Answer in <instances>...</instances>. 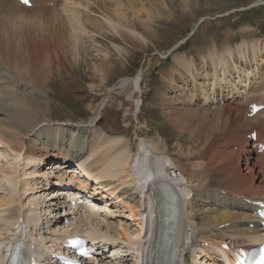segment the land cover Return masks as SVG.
<instances>
[{
	"label": "bare ground",
	"instance_id": "1",
	"mask_svg": "<svg viewBox=\"0 0 264 264\" xmlns=\"http://www.w3.org/2000/svg\"><path fill=\"white\" fill-rule=\"evenodd\" d=\"M60 1L32 0V7L28 9L16 0H0V144L7 145L16 156L23 155L25 159L40 160L51 154L48 157L50 161L71 159V162H80L73 173L86 177L95 189L84 195V190L91 184L69 174L70 180H76V183L69 181L64 185L75 186L74 192L67 195L53 186L48 192L50 198L39 201L40 197H37L40 194L35 196L33 187L19 181L21 175L18 171L5 170L1 178L8 185L10 196H0V256L3 245L15 237L24 236L35 251L39 247L37 256L42 258L58 249L69 233H80L97 244L98 253L93 264H142L141 251L146 252L145 264H152L159 227L155 208L164 204V197L169 193V183L157 178L156 172H164L181 190V199L177 203L178 224L172 242L166 255L157 259L156 264H167L176 254L190 264H200L199 255L205 259L211 255L217 257L215 262L224 260L230 264L227 256L232 252L264 243V236L252 213L253 203H264V152L257 154L248 139L252 132L256 133V142L264 139V109L251 118L247 116L249 110L246 109L253 103L251 99L255 93L264 91L256 84L257 80H262L264 46L259 44L261 49L257 52V41L243 40L234 49L226 45L222 50L213 47L207 51L205 64L210 62L212 70L208 75L211 77L210 86L199 88L198 96L196 91L190 97L183 95L182 101L186 108L192 99L198 102L199 107L214 99L219 106H212L209 110L198 107L197 111L202 112L203 119L208 122L205 124L203 120L189 133L190 147L179 148L178 153H173L159 138H142L135 143V149L127 139H111L109 131L112 129L105 130L108 121L102 113L104 106H99L87 123H53L51 103L45 92L48 82L43 76H50L54 71L59 73L62 69L71 73L66 61L71 50L75 53L77 35L87 34L88 28L96 27V24L81 19L75 11L81 1L95 3V0ZM97 1L103 11L109 9L101 4L102 0ZM113 1L116 4L113 9L115 16L120 15L119 6L137 16L145 10V5L152 8L159 0ZM163 1L169 4L171 0ZM179 1L181 9L195 4V0ZM59 6L63 7L61 11ZM160 7L162 12L159 15L166 16V11L171 14L162 4ZM107 23L117 31V22L108 20ZM133 30L138 32L139 29L134 27L130 33ZM125 37L133 41L131 35H123ZM115 48L120 50L117 45ZM231 59L233 68L231 64L228 66ZM238 62H243L245 68L235 65ZM174 63L179 68H176L177 73L181 68L190 75L192 65L184 56L175 57ZM229 68L240 69L237 81L224 76ZM135 75L129 83L126 79L121 80L122 89L128 85L140 89L142 75L139 72ZM173 75L175 73L171 72L170 77ZM223 92L226 94L222 95ZM263 98L264 95L260 100ZM136 105L138 109L135 111H138L140 100ZM57 165L58 171L55 172L61 173L58 178L67 170L59 167L62 164ZM62 181L60 179L58 184ZM44 190L46 184L36 192L45 193ZM99 192L109 193L113 204L120 205L117 207L125 214L129 212L128 218L134 220L136 230L127 234L99 198H94L96 206L71 205V201L79 199L89 201ZM25 195L31 196L26 204L22 199ZM57 210L62 214L50 216ZM45 213L48 214L45 216ZM42 221L44 223H40ZM65 221V224L59 223ZM42 224H45L46 231L40 233L43 228L39 225ZM251 224L252 228L249 227ZM147 226L155 227L151 230V244L152 236L143 233ZM108 244L111 256L103 253ZM221 245H227L228 250H223Z\"/></svg>",
	"mask_w": 264,
	"mask_h": 264
},
{
	"label": "rangeland",
	"instance_id": "2",
	"mask_svg": "<svg viewBox=\"0 0 264 264\" xmlns=\"http://www.w3.org/2000/svg\"><path fill=\"white\" fill-rule=\"evenodd\" d=\"M59 3H61L60 0ZM165 3L159 0L152 5V8L145 5L147 9L145 8L137 16L125 10L124 6H119L120 15L115 16L113 9L116 8V4L113 0L101 1L103 6L111 9L106 12L99 8L100 3L97 0L95 3L94 1H81L75 7L81 19L96 24V27L88 28L87 34L77 35L75 53L71 50L66 61L71 73L62 69L59 73L54 71L50 76L48 74L43 76L48 82L45 92L51 103L50 116L53 123L56 125L87 123L93 117V113L104 106L102 113L108 121L105 130L112 129L109 131L112 140L122 137L135 147V143L142 138L145 140L159 138L160 142L166 143L169 151L173 153H178L179 148L190 147L189 133L204 121L206 124L208 120H204L203 113L197 111L199 106L194 99L186 108L182 101L183 95L190 97L193 91H196L195 95L198 96L201 92L199 88L207 89L210 86L211 77L208 75L212 74V70L209 67L210 62L205 64L206 53L210 48L217 47L218 50H222L228 45L229 48L234 49L240 46L243 40H254L257 41V52H259L261 48L258 45L264 46V0H195L194 6L188 8L181 6L183 11L179 7L181 3L179 0H171L169 4ZM161 4L171 14L163 11L166 16L159 15L162 12L159 9ZM58 9L61 11L63 7L59 6ZM108 20L119 24L117 31L109 27ZM134 27L139 29L138 32L133 30L130 33ZM123 35H131L133 41H129L127 37L123 38ZM115 45L120 48L121 52L115 48ZM222 54L224 55V52ZM177 56H184L190 62L192 65L190 75L184 73L185 70L181 68L180 71L184 76L180 71L176 72V68L179 69L174 63ZM231 63L232 59L228 66ZM235 65H239V68L244 67L243 62ZM231 67L233 68L232 64ZM138 72L142 75L140 89L130 85L122 89L121 80L126 79L129 83L132 80L130 78L136 76ZM171 72L175 75L170 77ZM261 72L262 80H257L256 84L264 88V68ZM205 74L206 81H204ZM219 74L222 75V72L220 71ZM239 75H241L240 69L239 71L226 70L224 74L225 77L229 76L227 78L234 81H237ZM22 82L25 81L22 80ZM184 91L187 93L184 94ZM263 94L264 91L259 90L251 100L257 101ZM139 100L140 108L135 111L138 109L136 104ZM205 104L207 103L199 108L209 110L212 106H218L217 103L215 105V101L214 103L209 101V105ZM111 123H113V128L110 127ZM180 131L185 132L180 133ZM50 155L44 156L40 159L41 161L25 159L23 155L16 156L7 145L0 144V196H10V191L7 190L8 185L1 178L3 172L7 170L18 171L21 175L19 181L33 187L35 196L40 194L37 197L38 199L40 197L39 201L42 198H50L48 192L53 186L50 185L47 188V184H51L55 179L54 176L61 174L55 172L58 171V162L55 159L48 160ZM16 167L19 168L16 170ZM44 183L46 184L45 193L36 192L43 189ZM100 192L97 193L96 198L104 201L105 208H108L111 216L123 225L125 232L129 234L136 230L134 220L128 218L129 212L125 214L122 209L118 208L120 205L117 204V207L113 204L109 193ZM30 197L27 195L22 197L23 202L26 204L31 200ZM47 214L45 213V216ZM58 214L62 213L57 210L50 216L54 217ZM66 222L59 223L65 224ZM39 227L44 230L40 229V233L46 231L45 224ZM198 262L205 264L203 258Z\"/></svg>",
	"mask_w": 264,
	"mask_h": 264
},
{
	"label": "snow or ice",
	"instance_id": "3",
	"mask_svg": "<svg viewBox=\"0 0 264 264\" xmlns=\"http://www.w3.org/2000/svg\"><path fill=\"white\" fill-rule=\"evenodd\" d=\"M23 3L27 4L29 0H22ZM83 255H86L87 253H82ZM260 264H264V255L261 256Z\"/></svg>",
	"mask_w": 264,
	"mask_h": 264
}]
</instances>
